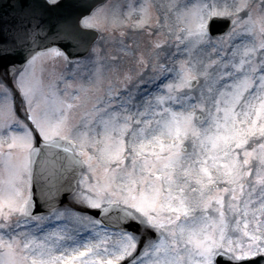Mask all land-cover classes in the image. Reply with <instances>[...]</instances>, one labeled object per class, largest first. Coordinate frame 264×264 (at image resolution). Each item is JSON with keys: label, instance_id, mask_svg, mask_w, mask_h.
Segmentation results:
<instances>
[{"label": "snow or ice", "instance_id": "obj_1", "mask_svg": "<svg viewBox=\"0 0 264 264\" xmlns=\"http://www.w3.org/2000/svg\"><path fill=\"white\" fill-rule=\"evenodd\" d=\"M60 6L0 16V264H264V0Z\"/></svg>", "mask_w": 264, "mask_h": 264}, {"label": "water", "instance_id": "obj_2", "mask_svg": "<svg viewBox=\"0 0 264 264\" xmlns=\"http://www.w3.org/2000/svg\"><path fill=\"white\" fill-rule=\"evenodd\" d=\"M104 1L106 0H61L60 8L55 9L52 15H69L74 18L84 7L88 5L98 6ZM10 3L11 0H0V16H3L5 13L9 14V16L12 14ZM217 27L220 30H226L223 28V25H218ZM216 34H219V32ZM3 69H5L4 65L0 64V71Z\"/></svg>", "mask_w": 264, "mask_h": 264}, {"label": "rangeland", "instance_id": "obj_3", "mask_svg": "<svg viewBox=\"0 0 264 264\" xmlns=\"http://www.w3.org/2000/svg\"><path fill=\"white\" fill-rule=\"evenodd\" d=\"M106 2H107V0H106L105 2H103V3H106ZM103 3H102V4H103ZM98 6H99V5H98ZM4 71H5V69L1 70V71H0V74H2ZM65 202H67V200H66Z\"/></svg>", "mask_w": 264, "mask_h": 264}]
</instances>
